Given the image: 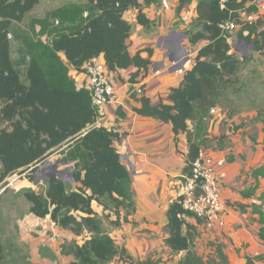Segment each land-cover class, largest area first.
<instances>
[{
    "label": "trees",
    "instance_id": "1",
    "mask_svg": "<svg viewBox=\"0 0 264 264\" xmlns=\"http://www.w3.org/2000/svg\"><path fill=\"white\" fill-rule=\"evenodd\" d=\"M40 1L0 0V120L9 124L0 128V183L26 171H30L29 180L37 183L34 172L38 165L51 154H61L62 163L72 165L73 180L79 185L71 188L61 176H49L43 192L33 187L22 189L30 212L41 218L50 216L59 227L77 236L85 231L92 233L83 244L65 246V252L75 257L70 264H109L118 256L131 259L126 248L104 228L103 221L114 214L116 219L111 223L117 227L122 219L129 222V215L135 213L132 174L114 145L118 134L97 125L100 113L92 91L87 86L78 87L70 67L84 73L86 64L103 55L109 71L137 67L130 78V82H137L141 70L147 72L152 60L141 52L130 53L128 39L133 24L127 13L138 9L136 21L146 28L153 21L143 12L140 0H87L85 6L70 5L45 18L33 19L27 30L17 26ZM197 1L198 15L187 36L193 46L206 43L198 49L181 85L170 90V103L155 102L146 94L139 96L137 90L131 93L139 103L133 106L135 113L171 123L176 134L187 133L189 152L184 176L192 174L193 162L209 146L208 118L212 110L221 107L230 116L242 111L231 102L232 95L243 91L241 68L250 61V55L235 50L221 25L230 20L241 23L238 38L264 54V15L253 23L239 18L241 11L257 12V0ZM53 19H59L60 24L52 27ZM38 24L40 31L36 29ZM43 35L52 41L44 42ZM14 42H18L17 60L12 57ZM147 50L151 54V48ZM22 65L26 67L25 80ZM118 113L125 116L121 109ZM258 120L264 124V110ZM94 201L104 207L103 217L95 211ZM76 213L84 215L79 218ZM167 217L166 244L173 253H184L178 264H229L221 249L218 258L207 259L194 249L197 228L187 222V217L195 216L184 208L181 197L171 203ZM259 237L264 243V225ZM4 252L0 239V263ZM139 264L156 262L147 259Z\"/></svg>",
    "mask_w": 264,
    "mask_h": 264
},
{
    "label": "crops",
    "instance_id": "2",
    "mask_svg": "<svg viewBox=\"0 0 264 264\" xmlns=\"http://www.w3.org/2000/svg\"><path fill=\"white\" fill-rule=\"evenodd\" d=\"M77 2L87 3V0L58 4ZM140 2L153 25L146 28L137 23L138 9L128 11L127 16L133 24L128 39L129 51L132 55L141 52L152 64L147 72L141 70L135 83L130 82V78L138 71L137 67L111 71L118 102L102 106L97 121V125L118 134L114 145L131 171L135 191V213L129 215V222L122 219L120 226L112 225L109 233L117 244L126 248L135 264L144 259L156 264H178L184 253H173L166 244L169 236L167 211L181 189L189 152L188 136L186 132L176 134L171 123L135 113L133 106L139 103L131 93L137 90L139 96L146 94L155 102L170 103V90L181 85L185 71L193 66L198 49L206 42L193 46L187 36L198 15L197 0ZM97 59L106 65L103 55ZM183 60V68L174 69ZM70 74L78 87L86 86L87 75L74 67H70ZM119 109L125 116L119 115ZM246 114L242 111L230 116L228 110L216 107L208 118L210 143L206 149L227 159L221 182V195L226 203L225 224L210 230L202 219L187 217V222L197 228L194 249L204 258H218V249H221L229 264H248L250 259L253 264H264V243L259 237L264 225V124L244 118ZM93 207L100 215L105 212L96 201ZM83 215L78 214V217ZM37 218L55 224L50 216ZM110 219L115 220L116 216L112 214ZM54 227L56 231L61 229L57 224ZM64 256L72 258L67 264L75 260L72 254Z\"/></svg>",
    "mask_w": 264,
    "mask_h": 264
},
{
    "label": "rangeland",
    "instance_id": "3",
    "mask_svg": "<svg viewBox=\"0 0 264 264\" xmlns=\"http://www.w3.org/2000/svg\"><path fill=\"white\" fill-rule=\"evenodd\" d=\"M68 0H41L40 4L31 13L27 15L25 20L17 26L21 29H29L33 19L45 18L55 10L61 9L70 5L85 6L86 3L77 2L60 6L58 3L67 2ZM264 13V8L262 7ZM87 13L84 14V16ZM59 19H53L51 26H58ZM240 26V28H242ZM240 28L230 36L231 43L235 50L241 54L250 55V61L245 62L241 68V75L245 85L242 87V92H236L232 95L234 108H241L243 112H247L244 118L248 120L261 122L258 120V115L264 110V54L251 49L247 42H242L238 38ZM37 31H40L41 26H36ZM42 40L46 41L49 38L43 35ZM12 57L17 60L18 42H14ZM22 79L25 80L26 67L21 66ZM115 84V82H114ZM116 87V85H115ZM229 97L230 94H229ZM228 101V100H226ZM241 111V112H242ZM240 113V112H239ZM235 115V114H234ZM9 124L3 123L0 120V128L7 127ZM62 155L59 153L51 154L44 162L39 164L38 169L34 172L37 183L29 180L30 171L17 172L8 177L6 183H0V239L3 242L5 252L4 259L0 264H67L72 258L64 255H69V246L74 242L84 243L92 236V233L85 231L79 237L70 230H55L51 221L41 220L35 217L30 212L29 202L22 193V189L33 187L34 189L43 192L47 188L46 179L55 172L51 164H58L59 176H61L71 188H75L77 183L74 182L72 176V165L62 163ZM50 163V165H48ZM81 215L82 213H76ZM105 212L103 213V215ZM103 215H101L103 217ZM114 215V214H113ZM115 216V215H114ZM104 228L107 231L113 230L110 218L104 217ZM115 228V227H114ZM74 235H73V234ZM66 251V252H65ZM61 252V255H60ZM58 254L60 258L58 257ZM145 261V259L143 260ZM109 264H135L128 258L116 257ZM139 264V262H138Z\"/></svg>",
    "mask_w": 264,
    "mask_h": 264
},
{
    "label": "built area",
    "instance_id": "4",
    "mask_svg": "<svg viewBox=\"0 0 264 264\" xmlns=\"http://www.w3.org/2000/svg\"><path fill=\"white\" fill-rule=\"evenodd\" d=\"M264 1H258V11L247 13L239 12V18L245 23H253L262 12ZM242 26L235 20H230L221 25L226 34L232 35ZM11 37V36H10ZM46 41H52L46 38ZM87 75L86 86L92 91L94 104L101 109L106 104L118 102L117 90L111 71L97 58L85 66ZM227 162L225 157L216 156L213 150L202 149L198 158L193 162V171L189 176H184L179 196L185 209L191 211L196 218H201L206 227L216 230L225 224L226 203L221 195V182L224 177L223 168Z\"/></svg>",
    "mask_w": 264,
    "mask_h": 264
},
{
    "label": "water",
    "instance_id": "5",
    "mask_svg": "<svg viewBox=\"0 0 264 264\" xmlns=\"http://www.w3.org/2000/svg\"><path fill=\"white\" fill-rule=\"evenodd\" d=\"M258 1H262V0H258ZM247 43H248V42H247ZM248 44H249L250 47H251V49L248 50V52H251L252 49H253V45H252V43H248ZM187 50H188L187 53H189V49H187ZM184 63H185V60H183L182 62H180L179 64H177V65L174 67V69H177V70L182 69ZM48 165H50V163H48ZM51 166H52V168L55 170V172H54L53 174H51L50 177L59 176V172H58V167H59V165H58V164H51Z\"/></svg>",
    "mask_w": 264,
    "mask_h": 264
},
{
    "label": "clouds",
    "instance_id": "6",
    "mask_svg": "<svg viewBox=\"0 0 264 264\" xmlns=\"http://www.w3.org/2000/svg\"><path fill=\"white\" fill-rule=\"evenodd\" d=\"M258 1V0H257Z\"/></svg>",
    "mask_w": 264,
    "mask_h": 264
}]
</instances>
